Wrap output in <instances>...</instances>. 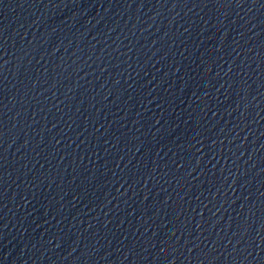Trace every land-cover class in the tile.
Listing matches in <instances>:
<instances>
[{
	"label": "water",
	"instance_id": "95a60500",
	"mask_svg": "<svg viewBox=\"0 0 264 264\" xmlns=\"http://www.w3.org/2000/svg\"><path fill=\"white\" fill-rule=\"evenodd\" d=\"M0 264H264V0H0Z\"/></svg>",
	"mask_w": 264,
	"mask_h": 264
}]
</instances>
